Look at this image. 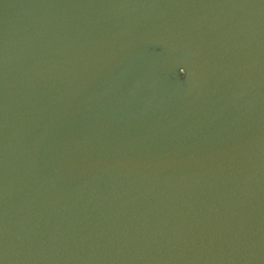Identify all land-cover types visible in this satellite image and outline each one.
<instances>
[{"label":"water","instance_id":"1","mask_svg":"<svg viewBox=\"0 0 264 264\" xmlns=\"http://www.w3.org/2000/svg\"><path fill=\"white\" fill-rule=\"evenodd\" d=\"M0 264H264V0H0Z\"/></svg>","mask_w":264,"mask_h":264},{"label":"snow or ice","instance_id":"2","mask_svg":"<svg viewBox=\"0 0 264 264\" xmlns=\"http://www.w3.org/2000/svg\"><path fill=\"white\" fill-rule=\"evenodd\" d=\"M182 68H183V67H182ZM184 69H185V68H184ZM184 75H187V72H186V71L184 72Z\"/></svg>","mask_w":264,"mask_h":264}]
</instances>
